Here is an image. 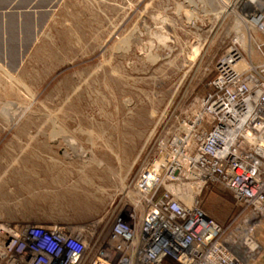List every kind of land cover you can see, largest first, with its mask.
<instances>
[{"label":"rangeland","instance_id":"1","mask_svg":"<svg viewBox=\"0 0 264 264\" xmlns=\"http://www.w3.org/2000/svg\"><path fill=\"white\" fill-rule=\"evenodd\" d=\"M236 1L56 0L21 30L12 18L0 47V221L87 225L106 239L118 213L141 215L136 178L188 130L218 57L237 42L264 61ZM190 188L227 235L242 234L250 217L225 186Z\"/></svg>","mask_w":264,"mask_h":264},{"label":"built area","instance_id":"2","mask_svg":"<svg viewBox=\"0 0 264 264\" xmlns=\"http://www.w3.org/2000/svg\"><path fill=\"white\" fill-rule=\"evenodd\" d=\"M242 3L264 57V0ZM193 181L233 194L250 217L240 236L188 203ZM134 188L144 212L118 213L106 239L87 225L0 221V264H248L240 242L254 243L264 219V61L237 42L219 56L188 130L160 149Z\"/></svg>","mask_w":264,"mask_h":264},{"label":"water","instance_id":"3","mask_svg":"<svg viewBox=\"0 0 264 264\" xmlns=\"http://www.w3.org/2000/svg\"><path fill=\"white\" fill-rule=\"evenodd\" d=\"M3 1L6 0H0V22L2 28L0 30V47L3 52L8 50L10 47L9 41L11 34L9 32L10 27L8 26V23L12 18L16 19V23L18 24L17 27L21 30L26 23L25 20L34 17V12H39L41 9L52 7L56 3V0H9L10 4L8 6H1V2ZM34 39L35 32L33 33L31 42ZM19 53L24 54V50H20Z\"/></svg>","mask_w":264,"mask_h":264},{"label":"crops","instance_id":"4","mask_svg":"<svg viewBox=\"0 0 264 264\" xmlns=\"http://www.w3.org/2000/svg\"><path fill=\"white\" fill-rule=\"evenodd\" d=\"M254 243L251 245L241 240L240 246L245 250L248 264H264V219L256 225L253 233Z\"/></svg>","mask_w":264,"mask_h":264},{"label":"bare ground","instance_id":"5","mask_svg":"<svg viewBox=\"0 0 264 264\" xmlns=\"http://www.w3.org/2000/svg\"><path fill=\"white\" fill-rule=\"evenodd\" d=\"M223 1V0H222ZM240 0H237L236 1V3H238ZM225 2V1H224ZM233 5L234 4H227L226 6H225V8H231V7H233ZM241 23H244V25L247 27V29H249V22H247L243 17H239V18H237V20H236V24H237V26H240L241 25ZM239 41L241 42V45L244 47V49L247 51V52H249V50H250V39H251V37H250V39L248 38V36H246L245 34H239ZM250 53V52H249ZM248 53V54H249ZM185 198H186V200L188 201V203H191L192 202V199H193V196H192V191H191V188L190 187H188L186 190H185ZM249 245H251V243L249 244Z\"/></svg>","mask_w":264,"mask_h":264}]
</instances>
